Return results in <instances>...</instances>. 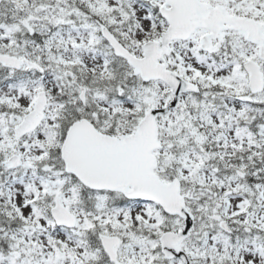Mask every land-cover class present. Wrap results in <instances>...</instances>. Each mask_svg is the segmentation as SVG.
<instances>
[{
	"label": "snow or ice",
	"instance_id": "snow-or-ice-1",
	"mask_svg": "<svg viewBox=\"0 0 264 264\" xmlns=\"http://www.w3.org/2000/svg\"><path fill=\"white\" fill-rule=\"evenodd\" d=\"M0 264H264V0H0Z\"/></svg>",
	"mask_w": 264,
	"mask_h": 264
}]
</instances>
